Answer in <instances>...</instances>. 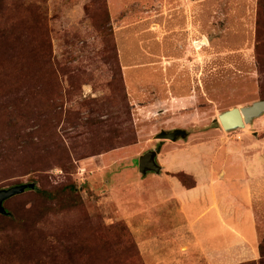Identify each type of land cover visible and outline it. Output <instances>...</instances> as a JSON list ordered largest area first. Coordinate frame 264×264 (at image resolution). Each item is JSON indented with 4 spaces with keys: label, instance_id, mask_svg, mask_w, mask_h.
<instances>
[{
    "label": "rangeland",
    "instance_id": "374dc122",
    "mask_svg": "<svg viewBox=\"0 0 264 264\" xmlns=\"http://www.w3.org/2000/svg\"><path fill=\"white\" fill-rule=\"evenodd\" d=\"M260 1L0 0V188L31 184L0 213V264H146L167 226L185 233L169 174L236 197L246 172L264 183V114L216 120L264 99ZM175 128L188 138H155ZM159 145L161 173L143 175ZM196 196L180 191L191 220ZM254 207L261 242L264 200Z\"/></svg>",
    "mask_w": 264,
    "mask_h": 264
},
{
    "label": "crops",
    "instance_id": "0c3cea01",
    "mask_svg": "<svg viewBox=\"0 0 264 264\" xmlns=\"http://www.w3.org/2000/svg\"><path fill=\"white\" fill-rule=\"evenodd\" d=\"M190 174L196 180L195 186L186 187L174 173L169 174L171 180L169 179L170 184L167 183V186L172 188V194L178 192L177 196H174L179 200L178 206L186 217L184 228L191 230V236L186 238V229L185 233L180 231L178 224L167 226L171 229L168 230L165 253L159 256L155 254L156 257H146L142 253L146 264H242L258 261L261 258L260 237L254 203L257 198L264 200V183L259 181L261 178L251 181L255 177L246 172L245 184L252 188L249 193L245 191L246 196L239 193L236 197L232 193L226 196L227 192L217 190L215 185L219 182L212 176L202 179L199 174ZM206 183L211 185V189H208ZM259 185L263 186L262 190ZM182 189L195 192V200L189 202L194 204L198 201L204 207L192 220L190 205L180 198ZM177 238V245L185 242V245L194 251L181 253L177 249L172 252L175 245L171 247L170 244ZM153 259L156 260L152 261Z\"/></svg>",
    "mask_w": 264,
    "mask_h": 264
},
{
    "label": "water",
    "instance_id": "95a60500",
    "mask_svg": "<svg viewBox=\"0 0 264 264\" xmlns=\"http://www.w3.org/2000/svg\"><path fill=\"white\" fill-rule=\"evenodd\" d=\"M264 114V99L256 100L248 105L234 106L218 114L216 120L220 122L223 129L233 130L237 128H244L255 118ZM189 132L185 128H175L172 130L162 129L155 135V138L160 141L171 140L178 141L179 139H187ZM161 151V145L156 149H151L139 157V170L143 175L149 171H154L160 174L162 165L158 162V155ZM31 184H19L7 188H0V213L5 214L8 211L5 207V202L15 196L24 192Z\"/></svg>",
    "mask_w": 264,
    "mask_h": 264
},
{
    "label": "trees",
    "instance_id": "16d2710c",
    "mask_svg": "<svg viewBox=\"0 0 264 264\" xmlns=\"http://www.w3.org/2000/svg\"><path fill=\"white\" fill-rule=\"evenodd\" d=\"M260 4H262V0L260 1ZM261 12V10H260ZM261 23V21H260ZM260 27V30H259V36L261 38L262 34H263V27H261V25H259ZM263 97H264V94H263ZM174 175L186 186V187H193L195 186L196 184V180L195 178L191 175V174H188V173H185V172H176L174 173ZM191 175V176H190ZM187 178L189 179H192V182L191 183H188L187 181ZM39 193L45 197H48V198H53V194L51 191H48V190H40ZM260 253H261V258L258 260L259 261V264H264V240L260 242ZM248 262H257V261H248Z\"/></svg>",
    "mask_w": 264,
    "mask_h": 264
}]
</instances>
